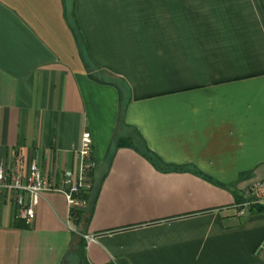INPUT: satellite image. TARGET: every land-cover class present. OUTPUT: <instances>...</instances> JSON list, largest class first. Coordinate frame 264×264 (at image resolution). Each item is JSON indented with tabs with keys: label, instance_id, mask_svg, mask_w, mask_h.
<instances>
[{
	"label": "crops",
	"instance_id": "0c3cea01",
	"mask_svg": "<svg viewBox=\"0 0 264 264\" xmlns=\"http://www.w3.org/2000/svg\"><path fill=\"white\" fill-rule=\"evenodd\" d=\"M102 75L127 86L124 123ZM86 131L101 168L77 227L96 241L63 194L25 226L0 191V264H264V212L235 207L264 179V0H0V161L24 147L61 178ZM137 132L183 170L129 146L108 164Z\"/></svg>",
	"mask_w": 264,
	"mask_h": 264
},
{
	"label": "built area",
	"instance_id": "2783aa9c",
	"mask_svg": "<svg viewBox=\"0 0 264 264\" xmlns=\"http://www.w3.org/2000/svg\"><path fill=\"white\" fill-rule=\"evenodd\" d=\"M93 147L91 133L84 132L77 148V171L66 170L61 178L57 170L50 176L41 170L36 160L28 162L24 147L10 149L8 159L0 161V191L11 193L15 218L28 226L33 224L43 194L61 193L69 208V229L84 237L88 244L96 241L94 234L80 232L74 215L76 211L84 210L88 206V201L81 194L92 188V172L99 166L93 155ZM257 205L264 207V179L251 183L245 190L243 201L235 207L242 216ZM256 253L264 261V238Z\"/></svg>",
	"mask_w": 264,
	"mask_h": 264
},
{
	"label": "trees",
	"instance_id": "16d2710c",
	"mask_svg": "<svg viewBox=\"0 0 264 264\" xmlns=\"http://www.w3.org/2000/svg\"><path fill=\"white\" fill-rule=\"evenodd\" d=\"M76 39L78 40V43L82 49V54L84 56V58L86 59V63L90 66L93 67V64H91L89 62V59L87 58V53H86V49L84 47V43L83 40L81 38V35L79 33V31L77 30V27L73 28ZM101 78V76H100ZM102 81L106 82V83H111L115 86H117V88L119 89L120 95H121V111H120V119L119 121L124 123V109H125V103H126V97H127V86L125 85V83L118 79V78H114V77H109L106 75H102ZM122 146H129L135 150H137L138 152H140L142 155H144L148 160H150L155 166L161 168V169H166V170H183V166H176V165H172V164H166L164 163L153 151H151L148 146L146 145V143L144 142V140L142 139V137L140 136V134L137 132L134 135L128 136L126 138H119V139H115L112 147L110 148L109 151V157H108V164L110 163V161L112 160V158L114 157V154L116 152V150ZM100 165L92 172V179H93V185L92 188L87 191V192H83L81 194V196H83V198H85L88 201V206L87 208H85L84 210H78L75 212V221L76 223H78V220L81 218V215L89 209L91 201L93 199V195L94 193H96V187H97V172L100 169ZM259 211V212H264V207L263 206H253L250 211ZM24 223V222H23ZM24 225L26 226V224L24 223Z\"/></svg>",
	"mask_w": 264,
	"mask_h": 264
}]
</instances>
